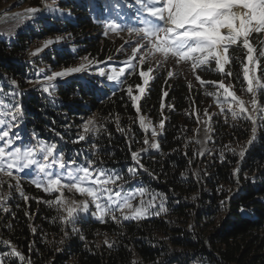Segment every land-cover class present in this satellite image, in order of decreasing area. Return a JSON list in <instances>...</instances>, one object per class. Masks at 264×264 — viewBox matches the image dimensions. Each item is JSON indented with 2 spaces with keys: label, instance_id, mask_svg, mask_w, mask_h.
I'll use <instances>...</instances> for the list:
<instances>
[{
  "label": "trees",
  "instance_id": "obj_1",
  "mask_svg": "<svg viewBox=\"0 0 264 264\" xmlns=\"http://www.w3.org/2000/svg\"><path fill=\"white\" fill-rule=\"evenodd\" d=\"M63 5L72 9V17L45 21L41 16L12 41L0 36V68L21 88L27 87L22 80L27 65L20 59L27 57L38 31L68 33L80 45L76 53L51 49L47 62L54 58L58 66H70L84 55L104 60L113 52L102 17L110 8L108 0H65ZM249 39L259 57L261 82L252 91L254 122L215 113L206 145L198 140L197 127L209 98L203 84L185 76L179 64L155 66L139 100L133 92L139 93L145 80L140 73L149 69L140 62L116 88L86 76L25 91L24 108L32 113L28 123L38 135L48 130L61 135L86 167L94 161L142 175L155 209L139 220L65 222L55 194L27 179L11 187L0 181V241L19 253V264H264V56L259 52L262 35L252 33ZM228 55L231 75L225 77L242 93L247 49L241 41ZM212 71L203 66L197 73L208 80L224 77ZM45 87L56 91L57 99L41 95ZM85 115H96L97 122L83 135L77 127ZM141 115L148 126L164 122L157 135L141 126ZM152 142L159 147H150ZM161 203L166 211L160 210Z\"/></svg>",
  "mask_w": 264,
  "mask_h": 264
},
{
  "label": "rangeland",
  "instance_id": "obj_2",
  "mask_svg": "<svg viewBox=\"0 0 264 264\" xmlns=\"http://www.w3.org/2000/svg\"><path fill=\"white\" fill-rule=\"evenodd\" d=\"M35 1L36 0H2L0 3V36H5L7 40L12 41L20 31L28 32V25L35 27L36 24L33 22V19L37 20V18L41 16L44 17L45 21L48 20V16H51L56 20H63L65 18H70L73 16V13H71V8H63V3L65 2V0H40L39 5L36 4ZM108 2L110 3V8L106 9L102 17L103 25L106 29V37H109V40L111 41V47H109V49L113 50V52H110L104 60H99L97 58H92L88 55H84L82 57H79L78 60L70 66H58L57 62L54 61V58H51V62H47V57L45 56H48L49 51L51 49L56 48V51H58L60 54L69 51L76 53L78 48H80V45L76 44L77 41L72 38L68 33L44 35V31H38V34H36L35 37H33V39L29 42V46L26 50L27 57L20 59V63H25L27 65V71L24 73L25 76L22 79L23 82L27 85L25 89L12 82L6 75V73L0 68V113H2V115H0V120L4 121V123H0V134H2L3 132L9 133L8 137L5 138L4 141H0V146H5L6 141L8 139H11L12 144L8 145L6 150H12L15 148H20L21 150H24L30 147L36 150L33 157L35 160L49 165V168L46 171H41L39 169L38 164L26 167L23 170L16 169L13 171L11 177L7 175V170L5 172H0V181L7 182V184H9V187L13 186L15 182L27 179L29 181L34 182L35 184H39L44 189L45 187H47V181L49 179L48 173H51L53 178L56 174L62 175L64 177L63 182L67 183L68 179L65 175L67 168H75L77 166L86 167V163H83L80 157H74L77 156V154H75L73 150L69 151V144L72 143L66 144L61 135L57 134L56 132H53L52 130H48L45 134L38 135L37 132L29 126L30 123L28 122H30L29 120L30 117H32V113H28L24 108L23 93L28 90H40V86L42 84L47 85L50 83H64L69 81L70 79L72 80L73 78H82L84 80L86 76H98L111 88H116L118 87L120 80L124 78L126 73L133 69L136 63H141L142 57V64L147 65L149 69H151V71H149L148 69V71L146 70L145 72L147 73V81L149 80V77L151 76L155 66L159 64H166L169 66L179 64L185 76H187L188 78H192L193 76L194 78L200 77L205 82L202 84L209 98V106L204 107L202 114L199 115L198 120H200V122L197 127V137L202 144L206 145L211 138L212 120L215 113H220L221 115L225 116H231L233 118L232 112L240 111L239 101L242 100L245 103V107L248 109V114L253 116L254 109L252 101L255 100V96L254 94H252V92L249 93L247 91V83L245 86L246 91L242 93L234 91L229 77H225L226 73H228L227 67L229 63L225 64L223 73L218 70L217 65H213L215 64L214 62H210L208 65L198 66L195 70H193L190 61H180L179 63H177V60L174 57L169 56L165 58L161 53H154L151 50L150 46L140 47L139 50L134 51V49H137L138 41L141 45L145 44V41L140 40L135 33L129 34V32L127 31L128 28L142 26L140 21L143 19V17L141 16L138 18L137 16L138 5L136 3V0H108ZM45 3L51 5L53 9H55V11H47L45 9ZM30 8H38L41 9V11L35 16H31L27 13V10ZM110 24L119 25L120 27L116 30H113L109 27ZM259 35H262V46L261 49H259L261 56V51L264 50V32L259 33ZM56 37H62L63 39L57 41ZM49 39H52L54 43L45 47V41ZM37 49L41 50L37 52ZM123 53L124 55L121 56ZM131 56L132 60L129 62L132 67L129 69V67L125 65L122 60L128 59ZM253 58L254 61H257L258 63L248 64L247 61V64L250 69L249 76L253 77L254 90L255 87L259 88L261 82L258 79L257 75L259 57L258 55L256 56V54H253ZM81 64L86 65L84 70L81 72H70L63 77H56L51 81L47 80V77L51 76L54 72H61L66 69L77 68ZM203 66H210L215 72L217 71L218 73L222 74L224 77L219 81H222L224 83L228 91L235 93V96L238 99L234 100L231 96H228L225 90L219 88L217 84L209 83L219 81L213 79H205L200 73H197L198 70L201 69V67ZM122 67L125 68V71L122 75L118 77L117 80L112 81L107 78L109 75L113 74V70L119 73ZM101 73L104 74L101 75ZM31 75L33 77H31ZM146 84L147 83H144L143 86L139 87V93L138 91H134L133 97L140 96V88L145 89ZM55 92L56 91H53V93H51L49 89L48 91L42 89L41 95H46L50 98H53L52 96H54V99H57V92ZM17 108L20 109L18 115H16ZM222 108L223 111H221ZM13 115H16L15 120L12 119ZM141 118H143L144 126L146 128H149L150 130L155 128V131H158L160 123L157 122L154 125L151 124L150 127L147 125V118L143 115H141ZM89 121H91V123H88ZM96 122V115H85V117L82 118V123L77 127L79 130H81L80 134H89V132L95 129ZM86 124L88 126L87 131H85ZM44 137L46 139H44ZM42 145H55L53 157L58 158L60 155H62L63 162L66 167L61 168L59 163L53 164V157H49L48 160H44L45 153L43 151V148L41 147ZM91 167L95 169L103 168L109 173L120 176L122 179L117 181V185H119V187L113 185V189L114 191H120L122 195L137 192V190H143L142 196L138 195L135 199L131 200L130 202L135 207L139 204L140 200H144L146 202L151 201L153 207L148 209V214L150 212H153V210L155 209V200L154 197H150L151 193L147 190L142 175H126V172L124 173L120 169L117 170L113 168H107V166L105 165L96 163H93ZM141 174H143V171L141 172ZM47 193L55 194L56 198L57 196L61 195V193L59 192ZM61 199L62 202H67L58 204L63 217L67 215V207H77L78 205H81L84 201H88L89 211L86 213H79L76 218L85 219L87 217H93L94 219H100L98 210L95 208V205L91 202V197H89L87 194L78 193L74 189L71 191H69L68 189H64L62 192ZM123 211L125 215L131 214L130 209H124ZM92 213L97 214L93 215ZM114 214L117 216L118 220H124L121 217V212L116 211ZM105 218L111 217L106 215L103 219ZM22 259L23 258L20 255L15 254V252L7 243L0 241V264H19Z\"/></svg>",
  "mask_w": 264,
  "mask_h": 264
},
{
  "label": "snow or ice",
  "instance_id": "obj_3",
  "mask_svg": "<svg viewBox=\"0 0 264 264\" xmlns=\"http://www.w3.org/2000/svg\"><path fill=\"white\" fill-rule=\"evenodd\" d=\"M138 5L137 16L143 17L140 21L141 27L128 28L129 34L135 33L140 40L145 41V44L141 45L137 42V49L140 47H151L154 53H161L165 58L171 56L176 58L177 63L180 61H190L191 67L195 70L198 66L208 65L210 62H214L218 70L223 73L225 64L229 63V57L227 55L229 48L238 45L242 41L243 47L247 49L248 64L258 63L254 61L253 52L254 48L250 43L249 36L252 33L264 32V0H136ZM45 9L47 11H55L51 5L45 3ZM41 9L30 8L27 13L31 16H35ZM109 27L113 30L118 29L120 26L110 24ZM62 37H56V40H61ZM54 41L49 39L45 41V47L53 44ZM41 49H37L39 52ZM261 55L264 56V50L261 51ZM125 65L132 67L129 61L124 62ZM143 58L141 57V64ZM245 64L243 67V74L247 80V91L251 93L253 91V77L249 76V66ZM86 65L81 64L77 68L66 69L61 72H54L51 76L47 77L48 81L53 80L56 77H63L70 72H81ZM125 71V68H121L119 73L113 70V74L107 78L115 81ZM151 71V69H149ZM104 73H101L103 75ZM140 75L145 77L144 83H147V73L141 71ZM172 73H169L171 76ZM231 75V73H226ZM201 83H205L200 77H197ZM215 83L221 89H224L228 96H231L234 100L238 98L235 93L228 91L227 87L222 81L209 82ZM45 91L48 88L45 87ZM144 91L140 88V92ZM131 92V89H129ZM165 95H167L165 93ZM139 96L134 99L139 100ZM253 109H256V101H252ZM239 112L233 111V119L243 115L247 120L254 118L248 114V109L245 107L244 101H239ZM223 111V108L221 109ZM20 109H16V115H18ZM2 115V113H0ZM16 115L12 116V119H16ZM260 117L264 119V109L260 110ZM0 123L4 121L0 120ZM88 123H91L89 121ZM141 126H144L143 118H141ZM163 121L160 122V126L163 127ZM88 130L87 124L85 125V131ZM255 132V128H253ZM9 135L8 132L0 134V141H4ZM152 135H157L155 128L152 129ZM79 139L83 140L81 136ZM148 143L147 140L144 141ZM251 143V141H249ZM12 144V140L8 139L5 146H0V172L7 170V175L12 176L13 171L16 169L23 170L26 167H30L34 164H38L41 171H46L49 168L48 164L35 160V151L32 148H26L21 150L15 148L12 150H6L8 145ZM45 153L44 160H48L49 157H53V151L55 145H42ZM150 147L158 148V143H153ZM199 154V153H198ZM222 155V154H221ZM244 155L243 152L240 153ZM133 159H136L139 163L137 153H132ZM52 163H59L61 168H65L66 165L63 162V156L58 158L53 157ZM74 163V162H72ZM94 161L89 162V166L75 168H67L65 175L68 182L65 183L64 177L60 174H56L53 178L51 173H48L49 179L47 181V187L44 188L46 192H59L60 196H57L55 203H67L62 202L61 196L64 189L69 191L75 190L81 194H87L91 197V202L98 210L99 218L103 219L108 215L113 221L119 222L117 216L114 214L116 211L121 212V217L124 220L128 219H142L148 214V209L153 207L151 201L140 200L137 206H133L130 202L138 195H143V190H137L130 194L122 195L120 191H114L113 185H117V181L122 178L118 175L109 173L103 168L95 169L91 165ZM142 167V165H140ZM133 169H129L132 172ZM236 171H239L237 169ZM40 187L39 184H37ZM195 199V197H193ZM124 209H130L131 214L125 215ZM160 210L166 211L163 203L160 204ZM89 211V202L84 201L77 207H67V215L63 217L65 222H76V216L81 212ZM96 215L97 213H92ZM159 215V212L155 213ZM73 231H78L73 229ZM111 247V245H108ZM19 255V253H15Z\"/></svg>",
  "mask_w": 264,
  "mask_h": 264
},
{
  "label": "bare ground",
  "instance_id": "obj_4",
  "mask_svg": "<svg viewBox=\"0 0 264 264\" xmlns=\"http://www.w3.org/2000/svg\"><path fill=\"white\" fill-rule=\"evenodd\" d=\"M131 60H132V56H131V57H129L127 61H131Z\"/></svg>",
  "mask_w": 264,
  "mask_h": 264
},
{
  "label": "water",
  "instance_id": "obj_5",
  "mask_svg": "<svg viewBox=\"0 0 264 264\" xmlns=\"http://www.w3.org/2000/svg\"><path fill=\"white\" fill-rule=\"evenodd\" d=\"M132 56H133V55H132ZM127 60H128V59H123L122 62H125V61H127Z\"/></svg>",
  "mask_w": 264,
  "mask_h": 264
}]
</instances>
